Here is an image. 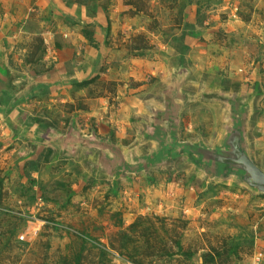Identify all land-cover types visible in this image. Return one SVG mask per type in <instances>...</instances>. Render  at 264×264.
<instances>
[{
	"label": "rangeland",
	"instance_id": "obj_1",
	"mask_svg": "<svg viewBox=\"0 0 264 264\" xmlns=\"http://www.w3.org/2000/svg\"><path fill=\"white\" fill-rule=\"evenodd\" d=\"M37 2L0 0V264H264V0Z\"/></svg>",
	"mask_w": 264,
	"mask_h": 264
},
{
	"label": "crops",
	"instance_id": "obj_2",
	"mask_svg": "<svg viewBox=\"0 0 264 264\" xmlns=\"http://www.w3.org/2000/svg\"><path fill=\"white\" fill-rule=\"evenodd\" d=\"M63 1L64 0H38L34 11L32 13H26L24 15L25 22L30 20V18L32 20L33 17H42L46 22L49 18L57 20V13H59L58 9L61 8L62 10H67L66 2ZM52 2H54V4ZM186 159L187 158H185L184 161H186ZM169 166L172 167L174 166V164L170 163Z\"/></svg>",
	"mask_w": 264,
	"mask_h": 264
},
{
	"label": "clouds",
	"instance_id": "obj_3",
	"mask_svg": "<svg viewBox=\"0 0 264 264\" xmlns=\"http://www.w3.org/2000/svg\"><path fill=\"white\" fill-rule=\"evenodd\" d=\"M20 240H21V241H24V240H25V239H24V235H21V236H20Z\"/></svg>",
	"mask_w": 264,
	"mask_h": 264
}]
</instances>
